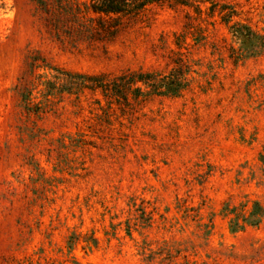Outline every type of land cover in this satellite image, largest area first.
<instances>
[{
    "label": "rangeland",
    "instance_id": "374dc122",
    "mask_svg": "<svg viewBox=\"0 0 264 264\" xmlns=\"http://www.w3.org/2000/svg\"><path fill=\"white\" fill-rule=\"evenodd\" d=\"M61 1L0 0V264H264V220L230 229L264 208V53L236 61L230 31L264 36V0L152 5L115 32ZM177 54V98L44 85L52 68L167 74Z\"/></svg>",
    "mask_w": 264,
    "mask_h": 264
},
{
    "label": "trees",
    "instance_id": "16d2710c",
    "mask_svg": "<svg viewBox=\"0 0 264 264\" xmlns=\"http://www.w3.org/2000/svg\"><path fill=\"white\" fill-rule=\"evenodd\" d=\"M202 3L206 2L197 0H67V2L61 1L60 5L68 16L74 18L80 15L90 16V19L97 22L99 26L107 21L109 24L107 29L115 32L122 26L123 19L133 20L152 5H166L173 9L185 6L194 8L200 14ZM229 17L227 14L221 17L227 25L230 23ZM230 31L236 42L240 44L236 61L264 53V36L253 31L249 26L235 23L230 26ZM179 56L181 57L173 60L174 66L167 74L140 70L123 72L110 78L107 75L65 72L52 68L53 80L45 82L44 85L49 97L63 93L79 95L89 90L93 93L100 92L108 105L117 104L120 108H129L131 99L134 101L142 98L147 100L155 96L177 98L189 90L193 81L192 66L182 58V55ZM22 97L26 107L28 104L31 105V94L28 90L22 93ZM263 220L264 208L259 202H255L249 215L243 218L244 223L240 224L239 218L235 216L230 221V229L232 232H238L247 226L257 227ZM69 243L72 245V241Z\"/></svg>",
    "mask_w": 264,
    "mask_h": 264
}]
</instances>
